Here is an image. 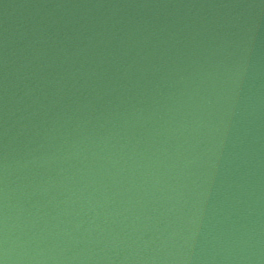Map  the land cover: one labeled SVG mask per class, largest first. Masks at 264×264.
<instances>
[{
  "label": "water",
  "instance_id": "water-1",
  "mask_svg": "<svg viewBox=\"0 0 264 264\" xmlns=\"http://www.w3.org/2000/svg\"><path fill=\"white\" fill-rule=\"evenodd\" d=\"M0 264H264V0H0Z\"/></svg>",
  "mask_w": 264,
  "mask_h": 264
}]
</instances>
